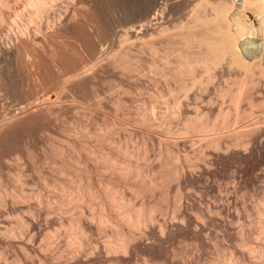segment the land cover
<instances>
[{"label": "rangeland", "instance_id": "obj_1", "mask_svg": "<svg viewBox=\"0 0 264 264\" xmlns=\"http://www.w3.org/2000/svg\"><path fill=\"white\" fill-rule=\"evenodd\" d=\"M31 1L0 0V264H264V39Z\"/></svg>", "mask_w": 264, "mask_h": 264}, {"label": "bare ground", "instance_id": "obj_2", "mask_svg": "<svg viewBox=\"0 0 264 264\" xmlns=\"http://www.w3.org/2000/svg\"><path fill=\"white\" fill-rule=\"evenodd\" d=\"M41 1L42 0H34L32 3L38 5L43 2ZM194 11L193 16L195 20H200L201 17H205L207 19V24L211 27H209L211 33H216L217 36L219 35L220 37L226 38L223 41H226L227 45L230 44L233 46L236 51L247 49H245L244 42L246 37L256 36L254 38L259 39L257 38V36H259L264 39V0H236L233 4L221 2L216 5H214L211 0H203L196 5ZM208 11L210 13H208ZM247 41L249 42V40ZM260 43H258V45H261ZM216 45H214L212 49L218 52V46ZM261 46L264 47V45ZM251 54L253 58H258L255 53Z\"/></svg>", "mask_w": 264, "mask_h": 264}]
</instances>
